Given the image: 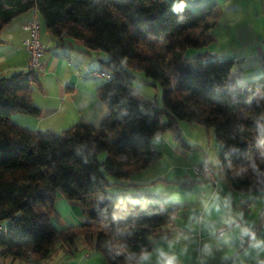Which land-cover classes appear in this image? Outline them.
<instances>
[{"label": "trees", "instance_id": "obj_1", "mask_svg": "<svg viewBox=\"0 0 264 264\" xmlns=\"http://www.w3.org/2000/svg\"><path fill=\"white\" fill-rule=\"evenodd\" d=\"M217 8L215 2L174 7L167 0H0V32L35 11L51 35L105 52L108 59L101 63L110 75L96 88L107 108L99 125L79 120L61 132L11 120L15 113L40 114L31 98L39 71L27 68L0 78L4 264L48 260L58 249L72 254L78 241L105 254L109 264H137L153 239L168 235L179 208L170 201L110 199L106 188L119 182L107 175L127 180L161 157L153 140L166 130L189 146L179 120L213 128L217 173L232 189H264V74L239 84L234 61L211 55ZM188 48L202 51L187 56ZM129 68L162 86L161 105L132 87ZM58 195L78 202L86 221L57 228L51 214Z\"/></svg>", "mask_w": 264, "mask_h": 264}, {"label": "crops", "instance_id": "obj_2", "mask_svg": "<svg viewBox=\"0 0 264 264\" xmlns=\"http://www.w3.org/2000/svg\"><path fill=\"white\" fill-rule=\"evenodd\" d=\"M167 1L174 7L189 9L215 2L218 13L217 22L211 30L214 40L209 46L213 49L208 48L209 51L214 50V55L213 52L211 55L220 60L234 61L232 74L239 84L253 81L264 74V0ZM33 17L39 18L35 11H28L2 28L0 78L27 69V54L22 44L27 33L22 24ZM40 38L46 44L41 58L44 69L38 72V84L34 86L31 98L41 111L34 116L32 126L16 120L27 114H13L12 122L36 130L55 131L67 124L65 121L69 120V116L70 121L76 116L78 120L99 125L107 115L106 105L96 93L101 83L79 73L85 58L91 56L90 51L98 50L87 51L79 39L55 37L44 27H41ZM83 55L86 57L83 58ZM72 57L76 59L72 60ZM96 57L100 62L105 58H100L98 54ZM100 68L93 67L94 70ZM130 178L119 184L150 183H133ZM188 183L191 182H163V185L169 184L171 188L165 201L175 203L179 212L166 227L168 235L153 239L149 251L140 257L137 264H264V207L256 213L250 210V198L240 199L241 208L248 211L239 213L228 207L224 197H204L191 191V186L186 185ZM163 185L153 186L152 189H162L165 187ZM139 200L142 203L157 202L150 196ZM51 221L57 228H63L84 223L86 218L78 202L58 195ZM222 226L226 229L222 235H218L216 231ZM242 238L247 242L243 243ZM78 243L72 254L58 249L51 258L42 260L43 264H109L105 254L83 246L80 241ZM7 264H37V261L18 260Z\"/></svg>", "mask_w": 264, "mask_h": 264}, {"label": "rangeland", "instance_id": "obj_3", "mask_svg": "<svg viewBox=\"0 0 264 264\" xmlns=\"http://www.w3.org/2000/svg\"><path fill=\"white\" fill-rule=\"evenodd\" d=\"M208 48L213 49V47L211 46H209ZM200 51H202L201 48H188L186 50V55L195 56ZM211 52H214V50H211L210 53ZM89 54L91 56L86 57L85 55H83V58H86L84 64L81 63L82 65L79 71L80 75L89 77L91 80H94L96 82L98 81L100 83H104L107 80L106 77H96L93 75H89L87 71L94 70L93 67L101 66V71L107 72L104 67H102V63L97 59L96 54H98L100 58L105 57L103 58L105 60L108 59V55L101 50H98L97 52L90 51ZM75 59L76 58L73 59L72 57V60ZM77 62H79V59H77ZM84 67L87 68V71H85ZM128 70L132 75L135 76V79L132 82V87L147 99L151 101H156L158 104L161 105L162 86L156 81L145 79L141 71L131 68H129ZM76 75H79L78 71H76ZM244 84H246V81H244ZM23 116L24 117L22 118L18 117L16 120L20 123H24L25 125L32 126L31 121H35L34 116ZM68 118L69 120L67 121L69 122L65 121V123H67V126L63 124L61 128H56L58 130H55V132L63 131L65 127H68V125H71L72 123H76L75 121L78 120L76 116L71 118V120L73 119V122L70 121V116ZM177 127L179 129L181 138L189 146L183 145L181 143V140H178L176 138V134L174 133V131L166 130L157 139L155 138L153 140L155 147L161 152V157H159L146 168L135 171L132 174V177L130 178V182L133 183H150L144 185L133 184L125 186L117 183L106 188L108 195L107 197L118 201H121L123 199H134L131 201L139 202L140 198H146L147 196H150L154 197L157 202H151L146 204L160 203L168 199L169 194L171 193V188L169 187V184L163 185V182H191L186 184L187 187L191 186V188H189L191 191H195L199 193V195H202L204 197L210 195L224 197V199H226L225 201L228 207H231L233 210H237V212L239 213L248 211L246 209L241 208L240 199L245 200L247 198H250L252 201L250 210L259 213L262 207H264V189H261L259 191L246 192L234 190L226 183L223 177H220L218 175L217 152L219 150V144L215 140L213 128H206L200 124L188 122L186 120H179ZM104 155L105 153L101 152L98 156L99 159H102ZM205 161L208 162V165L212 166V169H214L216 173V185L212 184L209 181L201 179L197 174L194 173L193 166L203 164L205 163ZM107 177L112 182L125 181L116 180L115 178L109 175H107ZM159 184H162L165 187L162 189H152L153 186ZM78 242L77 244H79ZM37 264H43V261L38 260Z\"/></svg>", "mask_w": 264, "mask_h": 264}, {"label": "built area", "instance_id": "obj_4", "mask_svg": "<svg viewBox=\"0 0 264 264\" xmlns=\"http://www.w3.org/2000/svg\"><path fill=\"white\" fill-rule=\"evenodd\" d=\"M22 28L26 31L27 36L23 39V47L27 54V68L41 71L44 69V64L41 60L44 51L46 50V44L41 41L40 32H41V21L36 18H30L22 24ZM85 71L87 68L84 67ZM89 75L96 77H106L109 78L110 75L108 72L101 70H91L87 71ZM194 173L197 174L201 179L211 182L212 184H217V177L214 173V170L207 164H200L193 166ZM225 226L219 227L217 229V234L222 235ZM4 226L0 222V238L4 233ZM242 242H247L245 238H242ZM0 264H4L0 258Z\"/></svg>", "mask_w": 264, "mask_h": 264}, {"label": "water", "instance_id": "obj_5", "mask_svg": "<svg viewBox=\"0 0 264 264\" xmlns=\"http://www.w3.org/2000/svg\"><path fill=\"white\" fill-rule=\"evenodd\" d=\"M212 54L214 55V52Z\"/></svg>", "mask_w": 264, "mask_h": 264}]
</instances>
